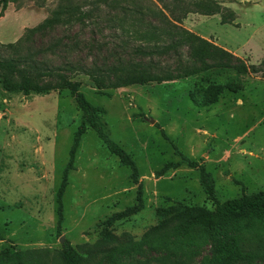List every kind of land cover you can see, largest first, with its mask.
Instances as JSON below:
<instances>
[{"label":"rangeland","instance_id":"374dc122","mask_svg":"<svg viewBox=\"0 0 264 264\" xmlns=\"http://www.w3.org/2000/svg\"><path fill=\"white\" fill-rule=\"evenodd\" d=\"M68 4H78L87 12L83 21L37 34L18 49L8 46ZM149 24L161 27L156 33L159 38L149 40L135 32ZM182 30L200 35L248 65L261 66L264 61V0H11L6 8L0 1V60L27 54L38 43L43 47L56 39L107 40L115 50V43L125 39L147 47L166 44ZM120 53L129 56L126 50ZM72 54L78 62L92 61L84 51ZM45 56L51 65L65 61L51 52ZM155 60L169 70L176 66L173 52ZM21 68L31 78L40 77L32 67ZM68 72L81 82L87 98L105 110L102 121L111 137L133 155L140 170L145 208L118 221L116 233L130 232L141 239L157 223V207L175 201L215 208L198 168L167 166L180 160L179 150L206 166L220 201L264 190L263 70L240 76L242 89L225 90L210 106L196 104L191 96L195 91L201 99L208 92V84L195 76L110 88L82 70ZM23 85L20 75L0 67V252L6 247L49 248L53 255L66 240L75 247L93 243L100 238L102 220L136 203L138 184L131 180L130 168L121 165L89 128L69 174L59 235L56 197L82 111L69 89L26 95ZM170 251V247L158 252L143 247L110 264L146 257L156 260L158 254ZM205 255H210L208 247L192 255L178 253L170 260L195 263ZM230 264H264V258Z\"/></svg>","mask_w":264,"mask_h":264},{"label":"trees","instance_id":"16d2710c","mask_svg":"<svg viewBox=\"0 0 264 264\" xmlns=\"http://www.w3.org/2000/svg\"><path fill=\"white\" fill-rule=\"evenodd\" d=\"M6 8L11 0H0ZM102 2L106 0H94ZM76 5L61 6L43 22L29 28L17 42L8 44L9 47L20 48L23 42L31 41L37 34H44L58 25L73 21H83L87 15ZM80 10V11H79ZM75 14V12H78ZM209 12L208 14H212ZM74 23V22H73ZM223 23H228L223 18ZM161 27L149 24L142 33L145 39L153 40L160 37L156 34ZM32 42V41H31ZM109 42L94 38L92 40L69 41L56 39L46 46H40L24 55L0 60V67L9 69L22 77L23 91L47 94L52 90L69 89L75 99L77 107L82 111L80 125L75 133L70 149L68 163L63 171V181L57 192V233L61 235L65 221L64 193L69 184L70 171L75 168V158L83 134L92 128L106 145L108 150L116 155L121 165L130 168L131 180L138 184L136 203L123 210L115 211L99 225L100 238L93 243L73 246L66 240L64 247L54 250L51 255L49 248L18 249L3 248L0 252V264H110L121 257L131 256L142 251L143 247L154 249L156 252L171 248L169 253L158 254L154 257L135 258L122 264H173V257L178 253L192 255L208 247L210 255L203 256V260L191 263L184 260L181 264H230L237 261H252L264 258V190L253 193H243L241 196L220 201L216 195L215 179L203 163L194 160L185 153L178 151L180 160L167 166L177 167L187 164L200 170V182L209 199L216 202L214 209L200 205L189 204L185 201H175L170 205H161L156 209L157 223L151 226L137 240L130 232L118 234L115 224L129 218L145 208L144 189L140 182V170L133 155L118 141L114 140L102 116L105 110L92 103L81 90V82L69 77L72 70H82L84 73L102 81L110 88L125 87L132 84H147L163 82L180 77L195 76L201 83L208 84V92L199 99L195 91L191 92L196 104L210 106L216 103L225 91L237 92L242 89L240 76L249 72L264 71V61L261 66L248 65L242 58L230 51L211 43L200 35L188 30H182L178 37H174L166 44L155 42L147 47L142 44H132L129 39L115 43V50L110 49ZM188 51L183 52V48ZM126 50L128 57L120 52ZM84 51L91 57L90 64L78 62L73 58L74 52ZM51 52L64 58V63L51 65L46 53ZM173 52L175 65L173 70L166 69L156 59L157 55L165 56ZM137 56L138 58H133ZM148 60H145L147 59ZM21 67H32L40 77L31 78L22 71ZM236 73V76L232 75ZM46 77V79H44ZM107 77V78H106ZM220 79H226L220 81ZM102 84L100 86L102 87ZM162 133L166 135L164 129ZM167 167L163 168V171ZM52 258V260H50Z\"/></svg>","mask_w":264,"mask_h":264}]
</instances>
